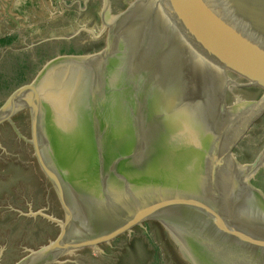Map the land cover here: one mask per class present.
<instances>
[{
    "label": "water",
    "instance_id": "obj_1",
    "mask_svg": "<svg viewBox=\"0 0 264 264\" xmlns=\"http://www.w3.org/2000/svg\"><path fill=\"white\" fill-rule=\"evenodd\" d=\"M115 32L0 106V264H264V0H146L22 101Z\"/></svg>",
    "mask_w": 264,
    "mask_h": 264
},
{
    "label": "rangeland",
    "instance_id": "obj_2",
    "mask_svg": "<svg viewBox=\"0 0 264 264\" xmlns=\"http://www.w3.org/2000/svg\"><path fill=\"white\" fill-rule=\"evenodd\" d=\"M132 1L48 0L37 10L31 7L32 13L27 16L30 18L22 16L19 28L14 22L0 23V35L9 31L18 34L13 44L0 49V106L18 87L36 78L51 60L62 55L89 57L103 50L109 32L107 20L124 11ZM5 3L0 2V15L5 12ZM22 68L26 72L23 81L19 79ZM79 77L66 67L48 83L56 88Z\"/></svg>",
    "mask_w": 264,
    "mask_h": 264
},
{
    "label": "bare ground",
    "instance_id": "obj_3",
    "mask_svg": "<svg viewBox=\"0 0 264 264\" xmlns=\"http://www.w3.org/2000/svg\"><path fill=\"white\" fill-rule=\"evenodd\" d=\"M145 1L146 0H137L136 4L134 5L135 10L130 12L129 17L115 21L114 28L110 26L109 32H113V30H116L114 44H113V49H114L113 52L110 51L108 54L100 55V56H97L96 58L88 59L83 62H79V61L74 62V60H70V61H65V62L63 61V63L60 62L59 64L56 63L55 65H53V67H51L50 69H47L45 73H43V75L38 77V81L36 82V84H34V86H32L31 88H29L28 90L24 92L22 101L23 99L26 100L27 98L28 99L34 98L36 96H39L41 94H44L46 92H49L51 90H54L56 88H59L61 86L68 84L66 83L59 87L54 88V86H51L48 83L49 80H51L52 77L55 74H57V72H61L63 68L69 67L70 69L75 71L77 75L79 74L80 75L79 79H81L90 74L103 70L109 67L111 64H113L115 61H117L119 54H120L122 27L140 10V8L143 6ZM107 22L111 23L112 18L110 17V20H107Z\"/></svg>",
    "mask_w": 264,
    "mask_h": 264
},
{
    "label": "flooded vegetation",
    "instance_id": "obj_4",
    "mask_svg": "<svg viewBox=\"0 0 264 264\" xmlns=\"http://www.w3.org/2000/svg\"><path fill=\"white\" fill-rule=\"evenodd\" d=\"M6 3L4 5L5 8V12H4V17L3 20L0 19V23H7L10 24L11 22H14V26L16 28H19L21 26V21L22 20V16H25V19H29V17H27L28 15H31L32 10L31 7L35 8L36 10L42 6H45L48 0H4ZM58 1V0H56ZM30 9V10H28ZM9 26V25H7ZM18 34H13L11 33V31H9L8 34H2L0 35V39L2 38H12L13 40L10 44L5 45V46H9L11 44H13V42L18 38L17 36ZM5 46H1L0 45V49L5 47ZM59 51L61 52V48L59 49ZM67 52V51H64ZM47 54H50V51L47 52ZM24 112L20 113L18 115V117L23 116ZM264 176V173L261 174ZM264 178V177H263Z\"/></svg>",
    "mask_w": 264,
    "mask_h": 264
},
{
    "label": "trees",
    "instance_id": "obj_5",
    "mask_svg": "<svg viewBox=\"0 0 264 264\" xmlns=\"http://www.w3.org/2000/svg\"><path fill=\"white\" fill-rule=\"evenodd\" d=\"M12 40H13V37L12 38H7V39L6 38H2V39H0V45L1 46L8 45V44H10L12 42ZM24 71H25V69L22 68L21 69V73H19L20 74L19 79L21 81L25 80L26 72H24ZM0 87H1V85H0ZM1 167H3V168H1ZM20 167L21 166L19 164H16L13 161L5 163L3 165H0V176L2 177L4 175V177L0 178V190H4L6 188L7 189L10 188L11 186H13V182L15 180H17V178L25 176L24 175L25 174L24 170H22L21 169L22 167L21 168ZM2 227L3 226L0 225V229Z\"/></svg>",
    "mask_w": 264,
    "mask_h": 264
},
{
    "label": "crops",
    "instance_id": "obj_6",
    "mask_svg": "<svg viewBox=\"0 0 264 264\" xmlns=\"http://www.w3.org/2000/svg\"><path fill=\"white\" fill-rule=\"evenodd\" d=\"M1 1H2V2H5L4 0H0V2H1ZM0 5H1V4H0ZM2 12H4V11H2ZM1 15H2V17H1ZM1 15H0V19H2V20H3L4 13H2Z\"/></svg>",
    "mask_w": 264,
    "mask_h": 264
}]
</instances>
